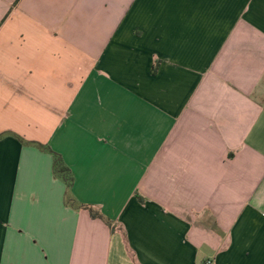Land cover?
<instances>
[{"label":"crops","instance_id":"0c3cea01","mask_svg":"<svg viewBox=\"0 0 264 264\" xmlns=\"http://www.w3.org/2000/svg\"><path fill=\"white\" fill-rule=\"evenodd\" d=\"M208 261L264 264V0H0V264Z\"/></svg>","mask_w":264,"mask_h":264},{"label":"trees","instance_id":"16d2710c","mask_svg":"<svg viewBox=\"0 0 264 264\" xmlns=\"http://www.w3.org/2000/svg\"><path fill=\"white\" fill-rule=\"evenodd\" d=\"M40 146L44 150H47V151L51 152L52 155H53V172H54L55 176H57L58 178L62 179L65 182V184H66V188H67L66 202L69 205L78 206V207H86V208H88L90 210L91 214L94 217L103 218L104 217L103 214H101L94 207H92L90 205H83V204L77 203L75 201V198L73 197V194H72V187H73V184H74V181H75V176H74V173H73L72 169L65 162L63 156L60 153H58L57 151H54L48 145L40 144ZM109 224H111V222H109Z\"/></svg>","mask_w":264,"mask_h":264},{"label":"built area","instance_id":"2783aa9c","mask_svg":"<svg viewBox=\"0 0 264 264\" xmlns=\"http://www.w3.org/2000/svg\"><path fill=\"white\" fill-rule=\"evenodd\" d=\"M205 264H211V262H210V261H208V262H206Z\"/></svg>","mask_w":264,"mask_h":264}]
</instances>
